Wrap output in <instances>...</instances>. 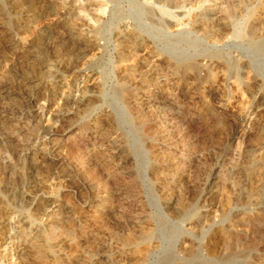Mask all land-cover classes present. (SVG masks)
<instances>
[{"label": "rangeland", "instance_id": "1", "mask_svg": "<svg viewBox=\"0 0 264 264\" xmlns=\"http://www.w3.org/2000/svg\"><path fill=\"white\" fill-rule=\"evenodd\" d=\"M9 1L0 264H264V0H33L54 29L38 60Z\"/></svg>", "mask_w": 264, "mask_h": 264}, {"label": "bare ground", "instance_id": "2", "mask_svg": "<svg viewBox=\"0 0 264 264\" xmlns=\"http://www.w3.org/2000/svg\"><path fill=\"white\" fill-rule=\"evenodd\" d=\"M11 1V4H13V6L15 7V9L17 10V12H20V14L21 15H23L24 16V19H25V21H24V25H23V31H24V33L25 34H28V36L29 37H31V38H33L34 39V43L36 44V45H34V44H32V46L31 47H33V51H28L27 49L25 50V48H26V43H27V41L28 40H26V39H21V41L19 42V45L23 48L22 49V51L19 53V55H18V57L19 58H27V57H30L31 59L32 58H37L36 60H38L39 59V57H37L38 55H40V53H41V47H40V44L42 43V41H45V42H47V43H50L51 42V40H52V35L54 34V33H52V30H54V29H52L50 26H42V27H38L36 24H37V20L39 19H37V17L39 16V14H38V12H37V10H36V8H35V2H33V0H10ZM9 1V2H10ZM52 1V0H51ZM41 2V1H40ZM57 3V2H56ZM56 3H54V5L56 4ZM35 4V5H34ZM42 4V3H41ZM46 4V3H45ZM46 5H48V4H46ZM51 5V4H50ZM12 6V5H11ZM43 6V5H42ZM53 6V5H52ZM41 7V6H40ZM40 7H39V9H40ZM48 7V6H47ZM13 8V7H12ZM55 8H57V7H55ZM54 12H56V11H54ZM43 13V12H42ZM51 13V12H50ZM53 13V12H52ZM49 14V13H48ZM47 14V15H48ZM54 14V13H53ZM41 15V14H40ZM43 15V14H42ZM44 17V16H43ZM50 17V16H49ZM55 17V16H54ZM207 19V18H206ZM210 19H212V18H210ZM57 20V19H56ZM63 20V19H62ZM195 20V19H194ZM58 21V20H57ZM56 21V22H57ZM61 21V20H60ZM20 22V21H19ZM44 22V21H43ZM194 23H195V21H194ZM50 24V23H49ZM72 24V23H71ZM54 25H56V24H54ZM59 25V24H58ZM68 25H70V24H68ZM210 25V24H209ZM208 22H206L205 20H203V19H200V20H198L197 22H196V26L197 27H199L200 29H202L204 32H208ZM20 26V25H19ZM41 26V25H40ZM72 26V25H71ZM80 26V25H79ZM68 27H70V26H68ZM67 27V28H68ZM211 27V26H210ZM213 27H211V29H212ZM21 29V28H20ZM73 30V29H72ZM77 30V29H76ZM17 31V30H16ZM15 32V31H14ZM7 33V32H6ZM79 34V33H78ZM211 34V33H210ZM63 35V34H62ZM81 35V34H80ZM27 36V35H26ZM56 36V35H55ZM63 36H65L66 38H69V39H72V40H75V42L76 43H78V45L80 44V45H82L84 42L81 40V38L78 36V35H76V33H74V31L73 32H71V31H69L66 35H63ZM82 36V35H81ZM28 38V37H27ZM30 38V39H31ZM64 38V37H63ZM9 41H10V46H13V45H15L16 44V41L13 39V38H7ZM42 39V40H41ZM132 39V38H131ZM41 40V41H40ZM40 41V42H39ZM64 41V40H63ZM69 41V40H68ZM135 41V40H134ZM2 42V41H1ZM32 42V41H31ZM39 42V44H38V46H37V43ZM130 42V41H129ZM9 43V42H8ZM53 44H54V42H53ZM74 44V43H73ZM87 44V43H86ZM135 44V43H134ZM139 44V43H138ZM55 45V44H54ZM83 45H85V43L83 44ZM130 46V45H129ZM30 47V46H29ZM35 47H36V49H35ZM48 47V46H47ZM70 47V46H69ZM40 48V49H39ZM80 48V47H79ZM128 48V47H127ZM39 49V50H38ZM88 49V48H87ZM134 49V48H133ZM132 49V50H133ZM12 50V49H11ZM81 50H82V48H81ZM84 50V49H83ZM15 51V50H14ZM73 52H75V51H73ZM129 52V51H128ZM139 52V51H138ZM15 52H13V54H14ZM137 53V52H136ZM145 54V53H144ZM45 56V55H44ZM47 57V56H46ZM144 57V56H143ZM18 58V59H19ZM142 58V57H141ZM141 58L139 57V61L141 62ZM148 58V57H147ZM23 60V59H22ZM26 60V59H25ZM35 60V59H34ZM6 61V60H5ZM24 62V61H23ZM27 62V61H26ZM144 62V61H143ZM13 63V62H12ZM17 63V62H16ZM63 63H65V62H63ZM50 64V63H49ZM136 64H138V63H136ZM134 66H137V65H134ZM13 67V66H12ZM139 67V66H138ZM45 68V67H44ZM135 68V67H134ZM187 68V67H186ZM136 69V68H135ZM127 70V69H126ZM47 71V70H46ZM48 75V74H47ZM43 76V75H42ZM27 77V76H26ZM39 78V77H38ZM26 80V79H25ZM6 81H7V79H6ZM35 79H30V80H28L27 82H25V85L26 86H30V85H32V84H34L35 83ZM154 81V80H153ZM38 83V82H37ZM4 84V83H3ZM156 84V83H155ZM26 86H25V88H26ZM7 87V86H6ZM41 88V87H40ZM90 88V87H89ZM92 88V87H91ZM2 89H3V87H2ZM5 89V88H4ZM11 89V88H10ZM1 90V89H0ZM25 90V89H24ZM4 91H6V90H4ZM4 91H3V93H4ZM2 92V91H1ZM0 92V93H1ZM11 92V91H10ZM33 92V91H32ZM32 92H29V90L27 91V97L30 99V101H33V102H37V103H41V98H38V99H35V97L33 96V93ZM25 93V92H24ZM6 94V93H5ZM8 94V93H7ZM16 94V93H15ZM82 94V93H81ZM147 94V93H146ZM149 94V93H148ZM151 95V94H150ZM9 98H11V96H10V94H8L7 95ZM16 96V95H15ZM39 96V95H38ZM84 96V95H83ZM149 96V95H148ZM14 97V96H13ZM26 97V98H27ZM41 97V96H40ZM71 97H72V95H71ZM170 97V96H169ZM168 97V98H169ZM7 98V97H6ZM43 98V97H42ZM150 98V97H149ZM12 99V98H11ZM83 99V98H82ZM8 100V99H7ZM10 100V99H9ZM26 100V99H25ZM44 101V100H43ZM166 101V100H165ZM73 103V107H74V109L75 110H79V109H81V106L83 105V100H80V101H72ZM12 103V102H11ZM15 103V102H14ZM13 103V104H14ZM16 105H14V108L15 109H19V107H21L22 108V106L20 105L19 107L17 106V103H15ZM36 104V103H35ZM70 104V103H69ZM34 105V104H33ZM40 105H42V103L40 104ZM88 105V104H87ZM13 106V105H12ZM70 106H71V104H70ZM89 106V105H88ZM30 107V106H29ZM39 108H40V106H38ZM39 108H37V109H39ZM83 108V107H82ZM23 109H24V107H23ZM16 110V111H17ZM35 110V109H34ZM83 111V110H82ZM90 111V110H89ZM31 112V111H30ZM43 112V111H42ZM26 113H28V111L26 112ZM35 113V112H34ZM56 113V112H55ZM80 113V112H79ZM40 114H41V112L40 113H38V112H36L35 113V117L36 118H40ZM43 114V113H42ZM70 114L69 113H67V112H64V111H60L59 112V114H58V117H61L62 119H67L68 118V116H69ZM78 115V114H77ZM18 116V115H17ZM42 118V117H41ZM69 119V118H68ZM36 120V119H35ZM30 121V120H29ZM43 121V120H42ZM3 122V121H2ZM36 122V121H35ZM98 122V121H97ZM14 124V123H13ZM3 125H4V123H3ZM42 126V125H41ZM53 126H55L54 124H53ZM7 127V126H6ZM70 127V126H69ZM12 128V127H11ZM16 128V127H15ZM20 128V127H19ZM42 128V127H41ZM44 128V133H45V135H47V139H48V136H50L51 138H52V142H56L57 140L56 139H54V136H55V134L53 133V129H52V126H50V125H47V126H45V127H43ZM42 128V129H43ZM110 128V127H109ZM9 129H10V127H9ZM1 130H4V129H1ZM12 130V129H11ZM22 131V130H21ZM24 131V130H23ZM14 132V131H13ZM6 133V132H5ZM17 135V134H16ZM5 137V136H4ZM13 138H14V136H12ZM43 137V136H42ZM46 137V136H45ZM43 139V138H42ZM12 140V139H11ZM49 140V139H48ZM15 143V142H14ZM47 143V142H46ZM60 143V142H59ZM6 144H8V143H6ZM5 144V145H6ZM10 144V143H9ZM12 144V143H11ZM52 144V143H51ZM41 145V144H40ZM54 145V144H53ZM8 146V145H7ZM22 146V145H21ZM118 146V145H117ZM55 147V146H54ZM60 147V146H59ZM44 148V147H43ZM53 149V148H52ZM55 149V148H54ZM117 149V148H116ZM116 152V151H115ZM13 154V153H12ZM27 156V155H26ZM114 159V158H113ZM38 166V165H37ZM81 168V167H80ZM33 169V168H32ZM14 172V171H13ZM1 173V172H0ZM3 173V172H2ZM1 173V174H2ZM33 173V172H32ZM79 173V172H78ZM64 176V175H63ZM66 176V175H65ZM32 177H34V176H32ZM38 177V176H37ZM42 177V176H41ZM83 178V177H82ZM33 179H35V178H33ZM64 179V178H63ZM87 179V178H86ZM36 180V179H35ZM45 180V179H44ZM42 182V181H41ZM87 182H89V181H87ZM97 182V181H96ZM86 183V182H85ZM7 184V183H6ZM37 184H38V181H37ZM41 184V183H40ZM89 184V183H88ZM87 184V185H88ZM12 185V184H11ZM91 185H92V183H91ZM6 186V185H5ZM10 186V185H9ZM42 186V185H41ZM89 186V185H88ZM16 188H17V186H16ZM7 189V188H6ZM37 189H38V187H37ZM99 189V188H98ZM9 190H11V189H9ZM16 190V189H15ZM43 190V189H42ZM96 190V189H95ZM39 191V190H38ZM38 191H37V193H38ZM94 192V191H93ZM103 192V191H102ZM99 193V192H98ZM97 193V194H98ZM101 194V193H100ZM23 195V194H22ZM26 196V195H25ZM43 196V195H42ZM34 197V196H33ZM98 197V196H97ZM100 197V196H99ZM105 197V196H104ZM92 198H94V197H92ZM51 199V198H50ZM96 199V198H95ZM103 199V198H102ZM94 200V199H93ZM13 201V200H12ZM34 201H35V199H34ZM42 201V200H41ZM175 203L176 202H174V200L172 201V199L168 202V206H172L173 208H175L176 206H175ZM43 204V203H42ZM84 204V203H83ZM53 205H54V202H50V203H48V205H47V207L45 206L43 209H42V211L43 212H48L49 211V209H48V207H53ZM57 205V204H56ZM93 205V204H92ZM98 205V204H97ZM63 206V205H62ZM58 208V207H57ZM169 208V207H168ZM92 209V208H91ZM54 210V209H53ZM57 210V209H56ZM61 210V209H60ZM65 210V209H64ZM95 210V209H94ZM174 210V209H173ZM40 211V210H39ZM41 211V212H42ZM99 211V210H98ZM188 211V210H187ZM38 212V211H37ZM61 212V211H60ZM72 212V211H71ZM53 213V212H52ZM173 213H175V212H173ZM64 214V213H63ZM91 214V213H90ZM42 215V214H41ZM46 215H47V213H46ZM93 215H94V213H93ZM186 215V211H183V210H179L178 211V216H185ZM175 216H177V215H175ZM26 217V216H25ZM72 217H73V215H72ZM28 218V217H27ZM45 220V219H44ZM68 220H70V219H68ZM8 221V220H7ZM4 222V221H3ZM5 222H6V220H5ZM2 224V223H1ZM4 224V223H3ZM24 224V223H23ZM6 225V224H5ZM46 226V225H45ZM44 233V232H43ZM41 236V235H40ZM43 236V235H42ZM55 237V236H54ZM41 239V238H40ZM44 240L45 239H43V242H44ZM52 240V239H51ZM56 240V239H55ZM42 241V240H41ZM40 241V242H41ZM54 241V240H53ZM52 241V242H53ZM58 241V240H57ZM60 241V240H59ZM62 242V241H61ZM42 244V243H41ZM46 245V244H45ZM60 247V245H59V243H56V242H54V243H51L50 245H48V250H47V258L52 262V260H54L55 258H56V251H57V249ZM62 247V246H61ZM64 247V246H63ZM106 248V247H105ZM40 249V248H39ZM46 249V248H45ZM60 249V248H59ZM117 249V248H116ZM24 251V250H23ZM45 252V251H44ZM43 252V253H44ZM59 252V251H58ZM57 252V253H58ZM86 253V252H85ZM105 253V252H104ZM63 254V253H62ZM106 254V253H105ZM108 254V253H107ZM61 255V254H60ZM101 255V254H100ZM4 256V255H3ZM62 256H64V255H62ZM45 257V256H44ZM68 257V256H67ZM69 258V257H68ZM74 258V257H73ZM45 260H46V258H45ZM122 260V259H121ZM125 260V259H124ZM42 261V260H41ZM117 261V260H116ZM49 262V261H48ZM114 262V261H113ZM112 262V263H113ZM125 262V261H124ZM123 262V263H124ZM58 263V262H57ZM46 264V263H45ZM50 264V263H49ZM51 264H53V263H51ZM96 264H109V261H108V258H107V256H101V258H99V261H98V263H96ZM115 264V263H114ZM127 264V263H126Z\"/></svg>", "mask_w": 264, "mask_h": 264}]
</instances>
